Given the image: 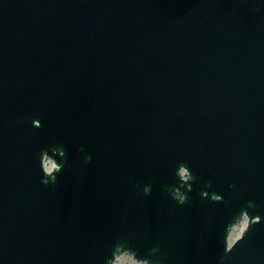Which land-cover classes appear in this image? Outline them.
Returning <instances> with one entry per match:
<instances>
[{
	"label": "water",
	"instance_id": "1",
	"mask_svg": "<svg viewBox=\"0 0 264 264\" xmlns=\"http://www.w3.org/2000/svg\"><path fill=\"white\" fill-rule=\"evenodd\" d=\"M0 264H264V0H0Z\"/></svg>",
	"mask_w": 264,
	"mask_h": 264
}]
</instances>
